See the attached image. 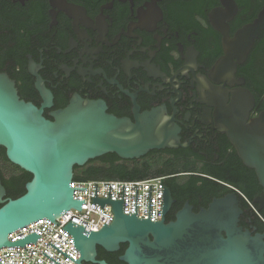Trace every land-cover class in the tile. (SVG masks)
<instances>
[{
  "label": "flooded vegetation",
  "instance_id": "af4514ba",
  "mask_svg": "<svg viewBox=\"0 0 264 264\" xmlns=\"http://www.w3.org/2000/svg\"><path fill=\"white\" fill-rule=\"evenodd\" d=\"M263 10L264 0H0V17L12 20L0 23V59L21 98L41 107L39 80L52 94L53 106L44 111L49 119L76 96L103 102L110 114L134 122L139 114L165 110L180 140L178 148L155 150L177 172L170 185L183 198L190 196L183 187L191 179L218 186L200 194L196 205L186 200L178 207L173 197L165 222H175L187 202L198 213L214 199L236 194L240 227L264 235V189L219 130L227 95L231 102L244 88L255 98L252 88H264V31L235 79L213 72L226 56L225 43ZM255 102L251 118L264 112V104ZM97 252L98 261L110 254L101 247Z\"/></svg>",
  "mask_w": 264,
  "mask_h": 264
},
{
  "label": "water",
  "instance_id": "95a60500",
  "mask_svg": "<svg viewBox=\"0 0 264 264\" xmlns=\"http://www.w3.org/2000/svg\"><path fill=\"white\" fill-rule=\"evenodd\" d=\"M263 31L264 10L234 40L225 43L226 56L215 65L214 76L235 79L237 66L246 61ZM38 89L45 100L41 107L22 99L16 82L8 73L0 72V147L5 148L11 163L33 176L26 194L18 199L6 198L0 180V250L25 247L42 237L35 232L10 242L9 235L18 229L42 218L57 224L67 211L82 210L85 200H75L74 190L87 188L71 187L75 167L108 154L135 160L151 151L180 146L179 129L165 110L139 114L134 122L110 114L103 102L76 96L48 119L44 111L53 106V96L40 80ZM229 102L227 95L219 130L229 137L246 166L256 171L264 189V112L251 118L256 102L244 88L234 91ZM151 189L149 219H139L138 186L135 214H124L125 186L123 200L111 199V186L109 198H98L96 186L94 204L102 208L113 205V223L97 232H86L72 221L63 228L74 237V246L81 253L79 260L50 245L77 264H109L96 260L98 247L117 253L126 244L120 257L126 264H264V235L253 236L240 227L243 210L236 194L216 198L198 213L187 202L176 221L167 224L166 215L175 202L172 192L164 186L162 220L151 221Z\"/></svg>",
  "mask_w": 264,
  "mask_h": 264
},
{
  "label": "built area",
  "instance_id": "2783aa9c",
  "mask_svg": "<svg viewBox=\"0 0 264 264\" xmlns=\"http://www.w3.org/2000/svg\"><path fill=\"white\" fill-rule=\"evenodd\" d=\"M168 177L151 178L138 181H76L71 183L72 188H87V190H74L75 200H85L82 210L71 209L59 217L55 224L48 218H42L9 235V241H18L30 234L37 233L42 236L35 243H28L25 247H5L0 250L1 264H77L56 248L69 255L74 260L81 258V253L74 246V237L63 228L70 222L85 227L86 232L100 231L105 224L111 225L115 215L113 205L106 204L105 208L94 204L96 186L98 198H109L111 186V199L123 200V186H125L124 214L136 213V186H138V218L149 219V190L151 189V221L162 220L163 193L165 181Z\"/></svg>",
  "mask_w": 264,
  "mask_h": 264
},
{
  "label": "trees",
  "instance_id": "16d2710c",
  "mask_svg": "<svg viewBox=\"0 0 264 264\" xmlns=\"http://www.w3.org/2000/svg\"><path fill=\"white\" fill-rule=\"evenodd\" d=\"M6 7V1L3 3ZM1 16V15H0ZM7 20V25L12 23L9 15L4 18L0 17V23L4 25ZM6 23V22H5ZM264 37V32H263ZM263 46L264 42L260 43ZM264 59V58H263ZM3 58L0 59V72L7 70L4 67ZM264 66V61H263ZM10 76L13 78V74L10 72ZM256 101L259 104H264V88H252ZM23 99V98H22ZM26 100V99H25ZM27 101V100H26ZM28 102V101H27ZM47 117V116H46ZM49 119V117H47ZM172 163L169 157L161 154L159 151H151L145 157L135 160H123L116 154H108L100 157L96 160L89 161L84 167H75L74 180L76 181H138L147 180L158 177H168L165 184L170 185L169 176L177 173L176 171L169 170L168 166ZM33 179L32 174L24 171L20 167L10 162L7 157L6 150L0 147V180L6 188L7 197L10 199H18L26 194V185ZM189 183L185 191L190 192V196L183 198L182 191L173 188V197L178 200L181 207L184 201L189 200L192 205H196L200 194H206V191L217 190L216 183H205L202 186H198L194 179ZM208 186V187H205ZM244 191V190H243ZM245 192V191H244ZM246 193V192H245ZM209 194L204 195V197ZM247 197L252 201L253 198L250 194L246 193ZM211 197L206 202H210ZM182 201V203H180ZM2 205L0 204V208ZM178 209V208H177ZM261 224L264 226L263 222ZM125 248L123 247L118 253H110L102 257L109 264H126L120 261V257L124 254Z\"/></svg>",
  "mask_w": 264,
  "mask_h": 264
}]
</instances>
